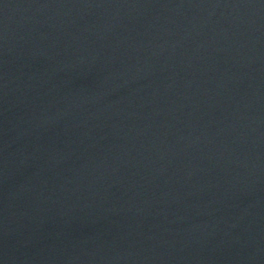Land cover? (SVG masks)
I'll use <instances>...</instances> for the list:
<instances>
[{
    "label": "water",
    "instance_id": "1",
    "mask_svg": "<svg viewBox=\"0 0 264 264\" xmlns=\"http://www.w3.org/2000/svg\"><path fill=\"white\" fill-rule=\"evenodd\" d=\"M0 264H264V0H0Z\"/></svg>",
    "mask_w": 264,
    "mask_h": 264
}]
</instances>
